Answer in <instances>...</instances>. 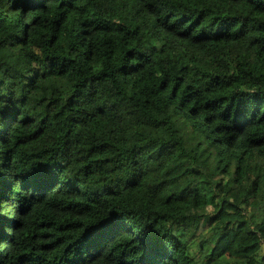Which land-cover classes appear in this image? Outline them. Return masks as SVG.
<instances>
[{
    "label": "trees",
    "instance_id": "16d2710c",
    "mask_svg": "<svg viewBox=\"0 0 264 264\" xmlns=\"http://www.w3.org/2000/svg\"><path fill=\"white\" fill-rule=\"evenodd\" d=\"M0 264H264V0H0Z\"/></svg>",
    "mask_w": 264,
    "mask_h": 264
}]
</instances>
